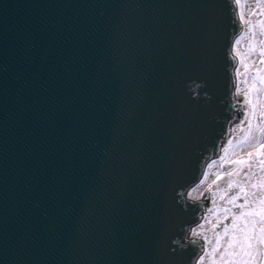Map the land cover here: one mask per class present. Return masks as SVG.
<instances>
[{
	"label": "water",
	"instance_id": "water-1",
	"mask_svg": "<svg viewBox=\"0 0 264 264\" xmlns=\"http://www.w3.org/2000/svg\"><path fill=\"white\" fill-rule=\"evenodd\" d=\"M241 29L234 0H0V148L5 111L15 119L18 106L27 107L9 179L16 184L17 166L33 153L18 185L31 190L22 203L28 215L15 230L29 234L42 260L153 264L162 235L176 247L201 245L184 237L179 221L162 232L165 204L175 195L167 175L183 166L185 182L195 184L244 113L234 97L232 51ZM209 55L211 99L190 101L185 85L200 78L197 65ZM44 57L63 81L60 120L34 106L36 95H17L18 77L22 83L47 73ZM42 128L51 132L44 157L32 135L39 137ZM191 142L198 145L195 153L185 149ZM217 142L218 153L211 150ZM46 166L45 200L60 194L57 171L70 185L54 222L43 214L37 191ZM200 252H183L185 264Z\"/></svg>",
	"mask_w": 264,
	"mask_h": 264
},
{
	"label": "snow or ice",
	"instance_id": "snow-or-ice-1",
	"mask_svg": "<svg viewBox=\"0 0 264 264\" xmlns=\"http://www.w3.org/2000/svg\"><path fill=\"white\" fill-rule=\"evenodd\" d=\"M40 62L42 66H48L47 73L41 72L38 77L32 79L23 78L22 83L20 82L21 78L18 77L17 95H36L37 98L33 102L34 106L39 105L46 118L51 117L60 120L64 109L61 107V103L56 101L59 90L63 87V81L60 75L53 70L55 66L50 58L44 57ZM197 68L202 75L199 79H194L191 83L186 84L185 87L190 101L203 99L206 102L211 99L208 88L214 82L215 70L211 56L209 55L206 60L198 64ZM4 91L3 103L6 106L8 104L7 84H5ZM100 92H102V84L98 76L97 93ZM70 99V97H65L63 103L68 104ZM244 103L248 107V111L242 113L239 118L248 120L249 135L246 138L245 146L250 147L251 150L247 152L246 158L229 161L230 170L226 168L223 173L216 174L212 185L207 189L208 196L204 201L191 203L187 199L188 193L192 192L196 185L185 182L186 169L183 166L173 168L167 175V183L172 186L175 195L170 204H165L162 232L166 233L170 226L179 221L181 232L185 238L191 232L193 235H202L204 243L209 244L212 241L208 240L207 229L205 228V225H209L215 235V248L211 253L213 256L212 264H261V260L264 259V139H257L256 136V133H259L260 137H264V106L258 97L249 100L247 95L244 97ZM18 111L20 116L15 119L11 118L5 111L3 121L4 135L2 148H0V161H2L0 164V169H2V174H0V185H2L0 187V264H47L40 258L39 246L35 242H30L29 234L15 230V224L20 221V218L28 215L22 207V203L28 198L31 190L20 191L18 185L20 183L19 178L24 175L28 165L31 164L33 155L29 152L27 163L23 166H17V182L13 184L9 179V162L13 154L12 150L17 146V138L25 128L24 114L28 108L18 106ZM192 126L202 127L203 124L199 121H192ZM32 135L40 146L41 157H44L51 132L42 128L39 137L36 136L35 132ZM197 148L198 145L195 142L185 145V149L192 153H195ZM211 150L218 153L219 142L214 144ZM48 171L47 166L41 171L40 187L37 191L42 198L43 214L54 222L64 196L69 194L70 185L67 178L57 171L56 181L60 194L55 199L48 198L45 200L49 183ZM204 175L201 173L200 182L203 181ZM224 176L229 178L242 176V179L228 180L227 189L228 192L232 193L228 202L232 207L223 210L224 217L221 219L219 210L215 207L214 197L216 196L215 186ZM221 199L223 200L224 196H221ZM205 212L208 215H204ZM193 225L199 231L194 230ZM34 227L41 229L38 221H34ZM221 228H223L222 233L218 231ZM51 231L55 233L56 230L52 228ZM227 236H230L227 248L222 253L220 261H217L215 259L216 252L221 248L223 238ZM53 238L58 239V236L54 235ZM189 248L199 250L201 245L190 241L181 247H176L172 243H165L162 235L153 264H185L182 253ZM188 264H197V262L195 259H189ZM199 264H204L203 256L199 257Z\"/></svg>",
	"mask_w": 264,
	"mask_h": 264
},
{
	"label": "flooded vegetation",
	"instance_id": "flooded-vegetation-1",
	"mask_svg": "<svg viewBox=\"0 0 264 264\" xmlns=\"http://www.w3.org/2000/svg\"><path fill=\"white\" fill-rule=\"evenodd\" d=\"M248 10V13L250 15L249 20L251 24V29L249 32L250 38H252L254 35L258 38V51L253 58L251 57V61L249 59V65H247L246 77L243 81L244 87L242 92V100H244L245 95L248 96L249 100L253 99L254 97H258V99L261 101L262 106H264V63H262V61H264V0H250ZM249 68H251L252 70L249 71ZM249 73H252L251 76L258 79L255 84L258 87H256L254 83H250L249 81H247ZM245 107L247 112L248 107L246 105ZM237 128L238 129L235 130L233 137L230 139L231 143H228L226 147V154L228 157L226 168H228L229 170V161L233 159L246 158L247 152L251 150L250 147L245 146L246 138L249 135L248 120L244 119L242 124H240ZM256 136L257 139H264V137L259 136V133H256ZM229 179L240 180L242 179V176H235L231 178L224 176L215 186V207L219 210V216L222 217V219L224 217L223 210L225 208L232 207L228 202L229 196L232 194L231 192H228L227 189V183ZM225 193H228V195H225ZM221 196H224L223 200L221 199ZM218 231L222 233L223 228L218 229ZM206 234L209 241L215 239V235L210 227H208ZM261 264H264V259L261 260Z\"/></svg>",
	"mask_w": 264,
	"mask_h": 264
},
{
	"label": "rangeland",
	"instance_id": "rangeland-1",
	"mask_svg": "<svg viewBox=\"0 0 264 264\" xmlns=\"http://www.w3.org/2000/svg\"><path fill=\"white\" fill-rule=\"evenodd\" d=\"M245 15L249 18L248 10L246 8H245ZM257 51H258V38L255 35L252 38H250V36H247L245 38V41H240L237 45V52L242 56L244 62L246 63V66L249 65V59L251 61V59L255 56ZM248 70L251 71L252 69L249 68ZM246 72H247V67H246ZM251 74L252 73H249V76L247 77V81H249L250 83H254V85H255L258 79L252 77ZM245 77H246V74H245ZM245 77H243V78H245ZM241 79H242V77H241ZM242 82H243V79H242ZM242 82H241L240 92H243L244 83H242ZM255 86L258 87L257 85H255ZM234 127H235V130L238 129L237 126H234ZM223 156L226 157V151L224 152ZM224 165H226V163L223 164V166ZM206 186L196 189L197 191L194 193V195L195 196L200 195L201 192H203L206 189ZM229 239H230L229 236L223 238V240L221 242V248L219 249V251L216 252V255H215V259L217 261H220L222 253L227 248V243H228ZM212 246L210 248V250H211L210 253H212V250L215 248V246L214 247H212ZM212 259H213L212 254H209V257L206 261V264H212Z\"/></svg>",
	"mask_w": 264,
	"mask_h": 264
},
{
	"label": "bare ground",
	"instance_id": "bare-ground-1",
	"mask_svg": "<svg viewBox=\"0 0 264 264\" xmlns=\"http://www.w3.org/2000/svg\"><path fill=\"white\" fill-rule=\"evenodd\" d=\"M246 33H247L246 29H244L242 35H245ZM241 67H242V63H240L239 67L237 68V71L241 70ZM224 161H225V159H222L220 156H216V157H213L212 159H210V161L207 163L206 168H205V172H204L205 175L203 177V181L200 182L201 181L200 180L196 184V188H201V187H205L206 185H208V183H210L214 178V171L219 169V167L222 164L221 162H224ZM188 195L191 198H193L194 197V190L192 192H190ZM209 254H210V251L207 249V250H204V252L200 255V256H203L204 264H206V261H207ZM196 262H197V264H199V258L197 259Z\"/></svg>",
	"mask_w": 264,
	"mask_h": 264
}]
</instances>
